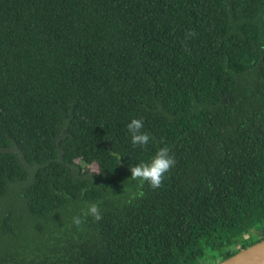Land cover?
Wrapping results in <instances>:
<instances>
[{
    "label": "trees",
    "instance_id": "obj_1",
    "mask_svg": "<svg viewBox=\"0 0 264 264\" xmlns=\"http://www.w3.org/2000/svg\"><path fill=\"white\" fill-rule=\"evenodd\" d=\"M262 238L264 0H0V264H214Z\"/></svg>",
    "mask_w": 264,
    "mask_h": 264
},
{
    "label": "clouds",
    "instance_id": "obj_2",
    "mask_svg": "<svg viewBox=\"0 0 264 264\" xmlns=\"http://www.w3.org/2000/svg\"><path fill=\"white\" fill-rule=\"evenodd\" d=\"M195 35L196 33L194 30H189L185 33L186 38L189 39ZM185 51H190L186 45ZM143 128V118H133L130 123H128L127 129L131 135V143L133 146L146 147L148 145L151 137L148 132L142 131ZM169 152L170 150L167 146L161 147L157 150L150 162H141L135 166H130L131 178L140 181L141 187L144 182H147L152 189L161 187L165 174L177 163L175 157L170 155ZM143 195V191L134 193L128 202L131 203L133 199H136L138 196L142 197ZM88 216H92L96 221L102 219V213L97 203H92L86 210H83L82 216H74L72 222L77 228H80L84 223L82 217L86 218Z\"/></svg>",
    "mask_w": 264,
    "mask_h": 264
},
{
    "label": "water",
    "instance_id": "obj_3",
    "mask_svg": "<svg viewBox=\"0 0 264 264\" xmlns=\"http://www.w3.org/2000/svg\"><path fill=\"white\" fill-rule=\"evenodd\" d=\"M214 264H264V238Z\"/></svg>",
    "mask_w": 264,
    "mask_h": 264
},
{
    "label": "rangeland",
    "instance_id": "obj_4",
    "mask_svg": "<svg viewBox=\"0 0 264 264\" xmlns=\"http://www.w3.org/2000/svg\"><path fill=\"white\" fill-rule=\"evenodd\" d=\"M88 170L90 171H97V167L95 164L89 165L88 167H86ZM207 260H205L204 262H206ZM200 263V262H199Z\"/></svg>",
    "mask_w": 264,
    "mask_h": 264
}]
</instances>
